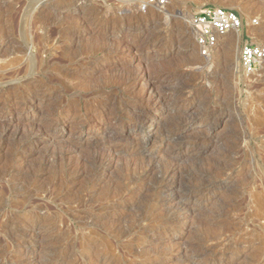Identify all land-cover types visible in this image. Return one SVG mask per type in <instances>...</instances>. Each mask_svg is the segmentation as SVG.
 Listing matches in <instances>:
<instances>
[{
	"label": "rangeland",
	"instance_id": "374dc122",
	"mask_svg": "<svg viewBox=\"0 0 264 264\" xmlns=\"http://www.w3.org/2000/svg\"><path fill=\"white\" fill-rule=\"evenodd\" d=\"M39 1L35 7V0H0V64L8 70L14 58L26 60L30 52L21 49L27 44L28 49L34 45L31 53L41 67L30 79L0 85V264H99L106 246L114 251L117 264H179L177 251L199 240L207 251L198 264H264V67L251 78L242 74L240 34L230 39L231 49L200 58L189 25L200 7H224L240 15L253 42L264 45V0H164L163 6H147L144 0ZM145 47L148 51L142 53ZM157 77L162 79L154 80ZM150 80L156 81L155 91L166 93L168 103L163 102V112L156 111L146 95L138 105L150 111L148 120L156 129L143 133L136 128L124 153L109 162L104 142L109 138L119 149L127 137L121 130L129 121L125 107L138 104ZM122 81L132 86L126 88ZM42 85L48 91L22 97ZM177 95L183 97L178 110L169 100ZM49 96L58 104L48 105ZM169 104L176 109L170 111ZM169 117H192L190 126L179 124L181 138L194 140L209 131V140L171 162L162 154L147 160L134 153L143 137L151 146ZM42 118L53 125L64 120V125L36 132L22 151L20 138ZM4 125H9L7 133ZM110 130L117 135L104 134ZM94 140L103 144L94 146ZM157 161L160 167L176 166L177 181L189 180L193 169L217 161L232 169L233 176L214 194L195 197L196 210L186 224H159L151 229L155 234L141 235L135 233L138 215L152 207L156 221L169 209L150 191L160 172L151 166ZM13 167L21 173L12 176ZM34 173L40 180L28 205L22 192ZM104 193L108 198L103 200ZM124 194L130 199L108 207ZM30 216L31 222L44 220L36 228L35 243L6 239ZM223 239L227 242L221 243ZM240 242L244 247H227Z\"/></svg>",
	"mask_w": 264,
	"mask_h": 264
},
{
	"label": "bare ground",
	"instance_id": "6f19581e",
	"mask_svg": "<svg viewBox=\"0 0 264 264\" xmlns=\"http://www.w3.org/2000/svg\"><path fill=\"white\" fill-rule=\"evenodd\" d=\"M74 2L76 1H81V0H73ZM127 1V0H126ZM36 3L33 4V6L36 7V5H38V2H40L39 0H35ZM145 3V2H143ZM42 6V5H41ZM44 8V7H43ZM33 9V8H31ZM36 10V9H35ZM137 10V9H136ZM33 11V10H31ZM123 14V13H122ZM157 21V20H156ZM102 34H106V32H100ZM169 33V32H168ZM37 36V35H36ZM105 36V35H103ZM238 36V33L237 32H233V33H230L228 34L225 38L222 39V41H220V43L218 44V47H217V50H224V51H227L229 49H231L232 47V43H230V39H232L233 37H236ZM155 37V36H154ZM29 38V37H28ZM38 38V37H36ZM41 38V37H39ZM103 38V37H102ZM105 38V37H104ZM152 39V38H151ZM154 39V38H153ZM30 40V39H29ZM156 41V40H155ZM154 41V42H155ZM226 41V43H225ZM232 41V40H231ZM224 42V44H223ZM154 44V43H153ZM109 46V45H108ZM112 46V45H111ZM109 46V48L111 47ZM34 45H32L29 49H28V46L27 44L24 45V47L21 49L22 51H28L29 53V57L24 60V58L22 56L20 57H17V58H14L13 62H12V65L13 66H10V69L8 70H5L6 66H4V64H0V83L3 82V81H6L8 82V84H13L14 83H18V82H22L21 80L25 79H30V77H32L33 74L35 73H38L40 71V63H39V60L38 62H35L34 60V56H33V50H34ZM111 49V48H110ZM148 47H145V48H141L140 51L142 53H146ZM106 50V49H105ZM108 50V49H107ZM216 50V51H217ZM112 50H110L111 52ZM216 51L214 53H216ZM109 52V50H108ZM113 53V52H112ZM34 57V58H33ZM37 61V60H36ZM238 65V63H237ZM230 66V65H229ZM239 67L237 66V69ZM85 73V72H84ZM41 74V73H40ZM136 75V74H135ZM124 77V76H123ZM127 77V75H126ZM134 77V76H133ZM87 78V77H86ZM85 78V79H86ZM89 78V77H88ZM149 78V77H148ZM171 77H168L167 79H170ZM84 79V78H83ZM127 79V78H125ZM129 79V78H128ZM160 79H162L161 77H157V78H154V80L156 81H160ZM165 79V80H167ZM123 80V79H122ZM164 80V81H165ZM156 81H152L150 80V83L149 84V87L145 90L144 94L139 97L138 99V104L134 103L135 105L131 106V107H125V112L127 114V119H129V121L126 122V125L125 126H122L121 130L124 131V134L127 135V137L123 138V142L119 145L118 144V148L119 149H116V146L115 145L113 147V143L110 142L111 140L108 138L110 135H113V136H116L117 133H113L114 130H110V131H106L104 132V134L108 133L107 136H105V139L106 137L108 138V140H106L104 143L108 144L109 145V149L110 151H108L107 153V157H104V158H108L109 162L110 161H113L114 158H117L115 157L116 155H120L122 153H124L123 151H125V149L127 148V140L129 139L128 136H132L133 133L136 131V128L137 129H140L143 130L146 129L147 132L151 133L153 131V129L155 128V124H153L150 120H148V117H149V114H150V111L144 109V107H140L142 104V102L144 101L146 95L147 96H150L147 100H149L148 102L150 103H153L155 105V110L156 111H164L163 107L165 106V104H168L164 101H166L165 99L167 98V95L166 93H162L158 90L155 91L154 89V83H156ZM123 82V81H122ZM154 82V83H153ZM62 83V82H61ZM60 83V84H61ZM64 83V82H63ZM62 83V84H63ZM124 83V82H123ZM147 83V81H146ZM3 83H1L0 85H2ZM6 84V83H5ZM4 84V85H5ZM52 84V83H51ZM61 84V85H62ZM67 84V83H66ZM12 85V86H13ZM60 85V86H61ZM125 87H131V83L129 81V83L125 82L124 83ZM21 86V85H20ZM43 86V85H42ZM48 87H50V84L47 85ZM46 85H44L43 87H39V88H33L30 92L26 93L24 96H22L23 98L25 97H29V98H32L35 94L38 95V92H42L44 93L45 91H48V87ZM63 86H66V85H63ZM123 86V85H122ZM157 86V85H156ZM71 87V86H70ZM21 88V87H19ZM18 88V89H19ZM41 88H43L42 90L44 91H40ZM65 89H68V87H64ZM72 88V87H71ZM70 88V89H71ZM158 88V87H157ZM17 89V88H16ZM132 89V88H131ZM142 89V88H141ZM69 91V89H68ZM71 91V90H70ZM144 91V90H143ZM67 92V91H66ZM72 92V91H71ZM96 92V91H95ZM98 92V91H97ZM21 93V92H20ZM65 93V92H63ZM68 93V92H67ZM142 93V92H141ZM95 94V93H93ZM23 95V94H22ZM21 97V99H22ZM181 97L180 95H177V96H172L171 99H169L170 101H172V103L177 107L178 106V103H181ZM52 97H48V100L46 101V103L48 105H50L51 103V106H55L58 104V100H51ZM50 100V101H49ZM16 101V99H15ZM14 101V102H15ZM20 101V100H19ZM24 101V100H23ZM153 101V102H152ZM22 102V101H21ZM165 104H164V103ZM12 103V102H11ZM141 103V105L139 104ZM144 103V102H143ZM18 104H21L20 102ZM102 104V103H101ZM23 105V104H22ZM140 105V106H138ZM13 106V105H12ZM163 106V107H162ZM173 106V105H171ZM161 107V108H159ZM168 107L170 108V104L168 105ZM179 107L176 108H170L172 110H178ZM168 109V108H167ZM75 110V109H74ZM122 111V110H121ZM124 112V113H125ZM76 114V113H75ZM125 114V115H126ZM184 114V113H183ZM124 115V116H125ZM174 115V114H173ZM172 115V116H173ZM178 115V114H176ZM123 116V115H122ZM176 117V116H175ZM182 117V116H181ZM225 117H227L228 119L231 118V115L229 113H226ZM7 118V117H6ZM179 118V117H178ZM183 118V117H182ZM187 118V117H186ZM192 118V117H191ZM191 118L190 119H181L179 118V120H176V119H172L171 117L168 118L167 120V123L166 125L162 128L160 134L158 136H156L153 141V143L151 144V146L149 145L150 142L147 140H145V137L141 138V141L139 142L138 145L134 146V153H137L139 155H141L143 158H150V160L152 158H154L153 156H157V154H159L158 156H160L161 154L163 155V157H166V158H170L168 159L169 161L173 160H178L179 157L181 156H185V155H188L190 154L191 150L193 151V149L195 147H200L203 146L206 142L205 141H201V140H206L208 141L209 138H210V132L208 131V133H205L203 135H200V136H196V138L194 140H185L181 137L182 135V132H183V129H182V126L180 127L179 124H184L185 126H190L192 124V121H191ZM40 121L42 120L43 122L40 124H35V125H31L30 128H31V131L28 132L26 135H24L23 133L22 134H19L20 136L21 135H24L22 136L21 139V147H22V151L23 149L26 150L27 147L29 146L28 144L30 143V137L34 134H36V132H39V133H44V131H48L50 128H61L63 127L64 125V120H60L58 121L55 125L53 124H49L48 122H46V118H42V119H39ZM10 121V120H9ZM107 122V121H106ZM203 122V121H202ZM8 123V122H7ZM34 123V122H33ZM32 124V123H31ZM116 124V123H115ZM114 124V125H115ZM5 126V125H4ZM116 126V125H115ZM37 128V130H35V132H32L33 128ZM157 127V126H156ZM9 125L8 126H5V128H3V132L4 133H7V131H9ZM156 129V128H155ZM158 129V128H157ZM144 133V132H143ZM13 134H16V133H13ZM234 138H238L239 135H237V133L234 134ZM19 137V136H18ZM231 138V136H229ZM233 137V136H232ZM122 138V137H121ZM242 138L243 135H242ZM19 139V138H18ZM54 140V139H53ZM52 140V141H53ZM100 140V138H99ZM153 140V139H152ZM19 141V140H18ZM34 141V140H33ZM132 141V140H131ZM158 141V142H157ZM57 141H55V145L58 144L56 143ZM87 142V141H86ZM135 142V141H134ZM156 142L158 144H156ZM205 142V143H204ZM53 143V142H52ZM92 143V142H91ZM18 144H20L18 142ZM93 144L94 146H98V145H101L103 144V141L102 142H99L98 140L97 141H93ZM134 144V143H133ZM54 145V144H52ZM1 144H0V148H1ZM68 146V145H67ZM54 147V146H53ZM87 147V146H86ZM100 147V146H99ZM55 148V147H54ZM68 148V147H67ZM76 147H71L72 150ZM93 148V147H92ZM106 148V147H105ZM107 149V148H106ZM108 149V150H109ZM159 149H162L161 151ZM58 150V149H57ZM55 149V151H57ZM71 150V151H72ZM196 150V149H195ZM21 151V152H22ZM51 151V150H50ZM48 151V152H50ZM54 151V150H53ZM52 151V156L54 155V152ZM66 151V150H65ZM132 151V150H131ZM200 151V150H199ZM47 152V153H48ZM69 152V150L67 151ZM195 152V151H193ZM197 152V151H196ZM230 152V151H228ZM232 152V151H231ZM56 154H58V152H55ZM61 152H59L60 154ZM192 153V152H191ZM233 153V152H232ZM49 154V153H48ZM47 154V155H48ZM197 154V153H196ZM231 154V153H230ZM236 154V153H235ZM50 155V154H49ZM103 155V154H102ZM126 155V154H125ZM131 155V154H129ZM128 155V156H129ZM136 155V154H135ZM20 156V155H19ZM18 156V158H19ZM51 156V157H52ZM133 156V154H132ZM138 156V155H137ZM198 156V155H197ZM228 156V159L230 158L229 157V154L226 155ZM224 156V157H226ZM47 157V156H46ZM119 157V156H118ZM141 157V158H142ZM162 157V158H163ZM23 158V157H22ZM91 158V157H90ZM101 158V157H100ZM140 158V159H141ZM146 158V159H147ZM97 159V157H96ZM138 159V157H137ZM160 160V158H158ZM227 159V160H228ZM49 160V159H48ZM91 160V159H90ZM149 160V159H147ZM156 160V158H155ZM154 160V161H155ZM158 160V161H159ZM226 159L224 160H220V161H227ZM98 161V160H97ZM143 161V160H142ZM158 161L153 163V165L151 166H154L155 168H160V172L159 174L157 175V177H155V182L154 184L152 185V189L150 190L151 193H152V197L156 196L158 198H162V203L160 204L161 206H169V209L163 213V215L158 218L156 221H153L152 217L154 216V212H153V209L151 210V208L148 210V211H145L144 213L138 215L136 218H135V233L137 234H148V232L150 231V233H153L155 234V231H151L152 227L154 228V226L156 225H164V226H175V225H178V224H186L188 219L192 218L191 215L193 216V213L194 211L196 210L195 208V204L197 202V199H195V197H205V196H208V195H211V194H214V192L218 189H221L223 187V185L225 184L226 181L230 180L231 177L233 176V173H232V169H227L225 168L224 166H222V162L220 161H217L215 162L214 164L212 165H205V166H199L197 168H195V170L193 169L191 172L190 175L191 178L189 180L187 179H183V177H181L180 179H178V181L176 180L175 178V167L174 165H172L171 163L170 164H167L165 165L164 167H160V165L158 164ZM170 161V162H171ZM54 162V161H53ZM95 162L94 159L92 160V163ZM100 162V161H99ZM153 162V161H152ZM161 161H159L160 163ZM145 163V162H144ZM50 164V163H49ZM48 164V165H49ZM52 164V163H51ZM91 164V163H89ZM161 164V163H160ZM73 165V164H72ZM226 165V164H225ZM74 166H77V165H74ZM162 166V165H161ZM37 167V166H36ZM12 168V167H11ZM78 168V167H77ZM83 169V168H82ZM81 169V170H82ZM154 170V169H153ZM11 171V175L14 176V174H17L21 171V168L19 167H13V169L10 170ZM36 171V170H34ZM33 172V171H32ZM78 172V171H77ZM190 172V170H189ZM21 173V172H20ZM97 176V175H96ZM133 177V176H131ZM179 178V176H178ZM39 178L36 176V174L34 173L33 175H31L30 177V183L28 185V187H26L24 190V192H22V198H23V201L26 202L27 204L30 203V198L32 197L33 193H36L37 191V184L39 182ZM133 180V179H132ZM131 180V182H132ZM183 180H185L183 182ZM14 182H16L15 180H13ZM134 181V180H133ZM136 181V179H135ZM197 181V183H196ZM135 183V182H134ZM13 184V183H12ZM16 184V183H15ZM132 184V183H131ZM130 185V183H129ZM142 191V190H141ZM134 192V191H133ZM137 192V191H136ZM128 193V192H127ZM136 194V193H135ZM100 196V195H99ZM102 199L106 197V199L108 198L106 196V194H102L101 195ZM150 197V195H149ZM90 198V197H89ZM103 199V200H104ZM130 199V195L129 194H124V195H121L119 196L118 198V201H112V203L110 204V206L108 207H111V208H115L116 206H118L119 204L125 202L126 200H129ZM138 199V198H137ZM22 201V203H23ZM32 201V200H31ZM92 201V200H91ZM101 201V200H100ZM194 204H193V203ZM91 203V202H90ZM99 203V202H98ZM191 203L193 205H191ZM89 204V203H88ZM93 204V203H92ZM108 204V203H107ZM108 204V205H109ZM29 205V204H28ZM124 205V204H123ZM84 205H82L83 207ZM97 206V205H96ZM167 208V207H166ZM103 210V209H102ZM113 210V209H112ZM147 210V209H146ZM153 215V216H152ZM156 217V216H155ZM154 217V218H155ZM34 217L30 216L28 217L26 220V224L23 225V226H20L18 229H16V231L14 232H9L8 234H6V239H9L12 241V239H16V238H20L21 237V240L23 242V244H32V243H35L34 240H33V237L35 238V231H36V228L40 227V224H42V222L44 221L43 219L41 218H36L34 221H30V220H33ZM90 219V218H89ZM92 219V218H91ZM14 218H12L11 220H9L7 223L8 224H13V221ZM88 220V219H87ZM134 221V220H133ZM120 223V222H119ZM125 223V222H123ZM121 223V224H123ZM120 224V225H121ZM121 227V226H119ZM124 227V226H123ZM157 227V226H156ZM163 228V226H162ZM172 228V227H171ZM39 229V228H38ZM122 228H120V232L119 233H122L121 230ZM166 229V228H165ZM115 230L117 231L118 230V227L116 226ZM134 230V229H133ZM131 230V231H133ZM155 230V229H153ZM157 230V228H156ZM11 231V230H10ZM132 233V232H131ZM109 234V233H108ZM124 234V232H123ZM130 234V233H129ZM133 234V233H132ZM135 234H133L134 236ZM125 236V235H124ZM136 236V235H135ZM131 237V236H130ZM139 237V236H138ZM141 237V236H140ZM139 237V238H140ZM126 238V237H125ZM128 238V237H127ZM133 238V237H132ZM152 238V237H151ZM131 239V238H130ZM130 239L128 241H130ZM201 239V238H200ZM37 240V239H36ZM126 240V239H125ZM133 240V239H132ZM17 241V240H16ZM20 241V240H19ZM124 241V240H123ZM135 241V240H134ZM221 243H226V239H223L220 241ZM136 243V241H135ZM139 243V242H138ZM198 245L197 244H194L193 246L189 247V248H184L181 249L180 251H177L178 253V258H180L181 260H179V264H198L196 261L207 251L206 248L204 247L203 245V240H199L198 242ZM22 244V245H23ZM133 244V243H132ZM144 244V243H142ZM131 245V244H130ZM138 245V244H137ZM245 243L244 242H240V243H236V244H227V247L228 248H231V249H237L239 247H244ZM105 247V246H104ZM103 247V248H104ZM131 247V246H130ZM134 248V247H133ZM138 249V248H137ZM135 250V249H134ZM114 251L109 248L108 246L105 247V252H104V255L100 258V262L99 264H117L116 262V257L113 253ZM62 257V256H61ZM64 258V257H63ZM61 258H59L60 260ZM65 261V259H63ZM63 260L61 259L60 262L63 263ZM214 260V259H213ZM178 261V260H177ZM161 262V261H160ZM159 262V263H160ZM208 262V261H207ZM212 262V260H211ZM214 262V261H213ZM162 263V262H161ZM175 263V262H174ZM209 263V262H208ZM207 263V264H208ZM54 264V262L52 263ZM176 264V263H175ZM212 264V263H210Z\"/></svg>",
	"mask_w": 264,
	"mask_h": 264
},
{
	"label": "built area",
	"instance_id": "2783aa9c",
	"mask_svg": "<svg viewBox=\"0 0 264 264\" xmlns=\"http://www.w3.org/2000/svg\"><path fill=\"white\" fill-rule=\"evenodd\" d=\"M144 2L147 6L166 4L164 0H144ZM253 24H257V21ZM189 25L200 58L209 57L217 50L223 38L237 32L242 35L243 40L238 55L242 74L251 78L264 67V45L253 42L245 31L243 19L235 11L215 5H204L191 15Z\"/></svg>",
	"mask_w": 264,
	"mask_h": 264
}]
</instances>
